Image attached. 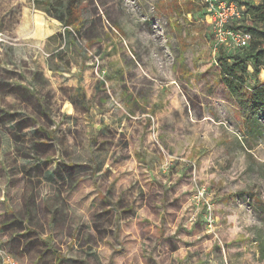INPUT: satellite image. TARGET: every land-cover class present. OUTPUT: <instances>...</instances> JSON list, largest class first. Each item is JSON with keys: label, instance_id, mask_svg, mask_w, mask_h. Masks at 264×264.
Segmentation results:
<instances>
[{"label": "rangeland", "instance_id": "374dc122", "mask_svg": "<svg viewBox=\"0 0 264 264\" xmlns=\"http://www.w3.org/2000/svg\"><path fill=\"white\" fill-rule=\"evenodd\" d=\"M38 4L0 0L1 79L28 87L0 90V264H264V118L222 84L203 0H82L53 36ZM210 204L233 226L189 223Z\"/></svg>", "mask_w": 264, "mask_h": 264}, {"label": "trees", "instance_id": "16d2710c", "mask_svg": "<svg viewBox=\"0 0 264 264\" xmlns=\"http://www.w3.org/2000/svg\"><path fill=\"white\" fill-rule=\"evenodd\" d=\"M82 0L54 1L66 27L79 21L78 9ZM243 7V18L232 25L244 29L252 38L247 46L231 50L222 46L217 55L221 82L241 109L248 131L261 133L264 118V81L258 79L264 70V0H236ZM60 2V3H59ZM71 108V106H70ZM264 256V241L260 245Z\"/></svg>", "mask_w": 264, "mask_h": 264}, {"label": "built area", "instance_id": "2783aa9c", "mask_svg": "<svg viewBox=\"0 0 264 264\" xmlns=\"http://www.w3.org/2000/svg\"><path fill=\"white\" fill-rule=\"evenodd\" d=\"M203 4L207 15L212 19L215 39L219 45L230 47L235 44L241 48L249 44L251 33L232 27L243 18V7L236 0H203ZM2 35L0 32V36Z\"/></svg>", "mask_w": 264, "mask_h": 264}, {"label": "crops", "instance_id": "0c3cea01", "mask_svg": "<svg viewBox=\"0 0 264 264\" xmlns=\"http://www.w3.org/2000/svg\"><path fill=\"white\" fill-rule=\"evenodd\" d=\"M51 1V4H49V6H45V7H43L41 4H38V7H36L37 9H39V11L41 12L40 13V16H42V18L44 19V28H39V26L37 25V28H38V30L40 31V33H42V34H44V35H47V33H48V35H50V36H53L54 34L53 33H55V32H53V33H50V32H47L49 29L46 27V17L44 16V15H48V12L50 13H52V15H54V17H56L55 16V11L57 12V13H59L54 7H53V2H54V0H50ZM50 6H52L53 8H51ZM79 7H80V5H79ZM52 9H54V11L52 10ZM78 11H79V9H78ZM26 14H27V12H26ZM28 14H27V16L25 15V23H22V27H23V32H25V31H27L28 30V25H30V23H32L33 22V20H31L30 18H28ZM58 20H63L62 18H60L59 16L58 17H56ZM36 22V24H37V18H36V20H35ZM63 22H64V20H63ZM29 23V24H28ZM65 24V23H64ZM75 25H77V23L75 24ZM66 26V25H65ZM73 26V25H72ZM70 27V26H69ZM50 33V34H49ZM49 36V37H50ZM19 50H20V48H16L15 50H14V54L15 53H19ZM3 67V65H1L0 66V69ZM4 69L5 68H2V71L0 70V90H2V91H4V93L6 94V95H14L16 98H18V99H20V94H24V92H23V89L22 88H24V89H28V87L27 86H24L23 84H21V83H18V82H16V83H10V82H8L7 80H2L1 79V77H3V78H5V79H7L8 77H7V75L8 74H13L14 75V77L16 76V78L18 79V80H21V78L20 77H22L21 75H20V77L18 78L17 76L19 75L18 73H20V72H18V71H13V73H11L10 71H12V70H8V69H5V71H4ZM51 70V69H50ZM264 71V70H263ZM17 72V73H16ZM31 75H34L33 73L31 74ZM24 82V81H23ZM2 91H1V93H2ZM161 91V90H160ZM164 91V90H163ZM22 92V93H21ZM161 93V92H160ZM159 93V97H160V100H162V102L164 103L165 101H166V99H167V97L165 96V93H162V94H160ZM235 100V99H234ZM236 101V100H235ZM241 110V109H240ZM198 190V189H197ZM196 189H195V186H193V188H192V192L194 193V198H197V197H199V195H198V191H197ZM196 202V201H195ZM214 207V208H213ZM208 213H204V215H203V213H201L200 211H201V208H194V210H193V212H192V216H191V218H190V221H189V223L191 224V225H193V224H197L198 222H196V220L197 219H199L200 221H202V220H204L205 221V218H206V220L208 221V218H213L214 220V223L213 224H215V226L214 227H218L219 225H221L222 227H224L225 225H227V224H230V226L232 227L233 225L231 224V221H229V219L227 220V218H226V215H225V213H226V211H225V208H216V206H214L213 204H210V206H209V208H208ZM227 214V217H229V215H228V213H226ZM210 220V219H209ZM225 220H226V222H225ZM240 238H242L243 237V235L241 234V236H239ZM262 263H264V258H262Z\"/></svg>", "mask_w": 264, "mask_h": 264}, {"label": "flooded vegetation", "instance_id": "af4514ba", "mask_svg": "<svg viewBox=\"0 0 264 264\" xmlns=\"http://www.w3.org/2000/svg\"><path fill=\"white\" fill-rule=\"evenodd\" d=\"M5 115H9V114H7L6 112H5V113L3 112V113L0 114V116L2 117V118L0 117V118H1V119H0V125H3V123H4V121H5L4 119H5V117H6ZM3 117H4V118H3Z\"/></svg>", "mask_w": 264, "mask_h": 264}]
</instances>
